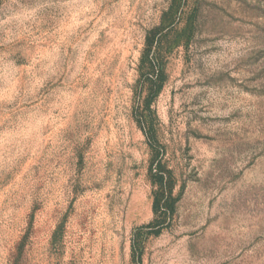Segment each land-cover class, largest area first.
Returning <instances> with one entry per match:
<instances>
[{"label":"rangeland","instance_id":"374dc122","mask_svg":"<svg viewBox=\"0 0 264 264\" xmlns=\"http://www.w3.org/2000/svg\"><path fill=\"white\" fill-rule=\"evenodd\" d=\"M136 235L264 264V0H0V264H133Z\"/></svg>","mask_w":264,"mask_h":264},{"label":"trees","instance_id":"16d2710c","mask_svg":"<svg viewBox=\"0 0 264 264\" xmlns=\"http://www.w3.org/2000/svg\"><path fill=\"white\" fill-rule=\"evenodd\" d=\"M151 43L147 44L146 51L150 49ZM152 72L154 71V79H151L148 82H155L156 84L153 86V89L150 90L157 91L160 88V78L163 74V69L159 65L157 67L152 66L149 68ZM141 118L142 126L146 123L145 119L143 121V117ZM150 174L154 184L158 186L157 190L154 193V200L152 209L155 215V218L152 222L148 224V227L152 229L162 225L166 220V213L168 210V193L170 191V181L165 175V169L163 167L162 161L159 158V155H154V158L150 164ZM132 261L133 264H141V250H140V241L138 235L134 236L132 239Z\"/></svg>","mask_w":264,"mask_h":264}]
</instances>
